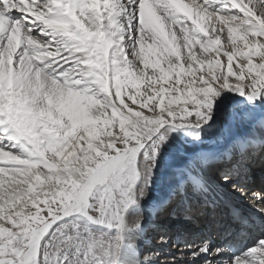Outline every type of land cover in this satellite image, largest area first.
Instances as JSON below:
<instances>
[{
  "label": "rangeland",
  "instance_id": "obj_1",
  "mask_svg": "<svg viewBox=\"0 0 264 264\" xmlns=\"http://www.w3.org/2000/svg\"><path fill=\"white\" fill-rule=\"evenodd\" d=\"M28 1L29 0H25V2ZM45 1L46 0H43V4H45ZM67 1L68 4L64 2L63 5L65 6V4H67L69 11H73L72 14H75L74 16L77 17V20L80 22L78 24L77 21L76 25L74 23L73 26L74 33L76 32V38L83 44H90V71L91 74L93 73L92 76L96 78L98 84L102 85L104 82V75L102 74L104 71L103 68L106 69L109 67V59L112 62V71H110L109 75L113 81L112 86L117 97L119 109L117 108L118 106L116 107L111 104V106H109L110 110H106L103 114L94 112L92 119L84 120L81 117L82 114L80 115V112L77 111L76 108V111H71L68 114V117L65 116V120L64 117H61L58 114V112L52 111V115H50L48 114L50 113L49 111L48 113L39 112L35 108L27 109L26 106L12 103L9 99V97L12 96V90L9 95L4 96L6 100V110L3 112L2 118L14 126L12 131L15 133V137H20V141H17V143L14 144V148L11 147L12 144L9 145V142H5L4 144L7 145V147H0V151L8 154H0V219L5 216H8V218L11 219L12 216H15V221H13V223L22 226L23 232L28 236L26 242L27 246H21L23 248V253L29 249L32 237L36 230L40 226H44L45 223L47 224L48 221L51 222V226L47 229V233L44 235L43 240L38 243V256L36 257V254H32L33 256L23 257L25 264H29V262L34 261L35 259H38L40 264H77L78 262V264H83V261L81 260L83 255H81L80 258L78 257L79 260H74L72 253H66V248L68 246H76L77 240H83L86 232L88 241H82V243H86L85 252L88 251L87 253L89 254L98 255L104 253L103 256H107L105 254H108V249H105L104 247L108 244L105 241L106 239L104 237L101 238L104 240H102V245L100 238H97V240H99L97 241L96 238L94 239V237H92L94 233H92L93 231L91 229L94 228V225L95 228L98 229H103L107 226V231H112V229H109L108 227H113V224H117L119 220V218L113 214V208H117V202H120V206L123 208L129 203L130 197L135 194L137 185H142L141 179L139 183L136 182V179H139V173L142 171L141 167H144V172L147 173L151 164V161L145 158L143 148L139 150L137 155L134 149L128 152V156L126 157L119 156L128 148L134 147L135 145L137 147L141 143V137L143 136L142 130L138 128L137 124L132 122L131 117L141 121L147 120L148 123L152 125H154L159 119V116L156 114H153L154 118L146 117L142 111L136 110L129 104L125 103V97H127L132 104H136L141 97L145 96L147 91L151 92L153 87H159L156 91L151 92L152 96L148 97V101H151L153 97L158 96L159 105L163 107L170 94L169 88L165 87V85H168L169 81H172L174 78L176 82L179 83L182 79H186L192 72L201 69L204 63L203 62L199 65L196 64L195 68H193V65L188 67L181 65L179 70L175 69L170 76L161 77L162 79H143L133 73L132 67L130 66L135 55H132L130 51L126 50L128 51V54L125 55V59H122L118 56L116 43L111 46L109 45L108 47L104 43V29L109 31L110 35L114 37L113 39L116 40V37H118L117 30L108 27V18H105L106 16H104V21L97 19L98 22L96 20L92 27H85L80 19H78V16H82H77V13H74V11L76 12L77 10L76 6L73 8L69 7L71 6V4H69L71 1ZM78 1L82 2L85 0ZM249 3L250 0H247V2L246 0H236L234 5L244 10L246 9V6H249ZM44 6L45 8L48 7L47 9H51V6L49 5ZM215 7H219V5ZM144 11L145 10H142L141 8L139 10L140 14H145L146 16ZM158 11L159 13L161 12V15H159L161 19L159 17L156 18L157 22L156 19L151 20V18L147 17L143 19L140 24L145 28L144 36L146 39L145 41L136 42V45L134 46L135 50L140 51L136 60L141 61L146 58V55L153 54L154 56H161L162 54H165L167 55L168 61H180L183 42H186L185 38L188 37L187 34L189 33L185 27V30L181 31L179 27H175L171 22L174 20L178 21L177 18L181 11L177 6L175 9L159 7ZM239 13L240 12H238V16L242 15V13ZM252 13V19H254V17L258 19V12L252 11ZM232 14L233 13H231V15ZM96 16L97 15L94 17ZM163 20L166 21V23H164ZM194 22L188 21L187 24L192 26ZM165 24H171L170 27H175V32L178 34L181 33L182 36L180 35L179 39H175L174 36H172V33L171 36L170 34L167 35V33H165ZM193 26H196V24L194 23ZM93 28L95 29L93 30ZM75 29L77 31H75ZM87 32H89L90 40L86 39ZM113 32H116V35ZM195 32H198L201 39L204 38L203 41H206L205 45H209L211 48L218 47V40L215 39L217 38V33L207 31L203 28H201L200 33L197 30ZM31 38L34 39V41H38L36 37L33 38L31 36ZM261 39H264V37ZM115 40L114 42H116ZM135 40L136 39H134V41ZM3 44L4 42L1 44L0 49H6ZM261 45L262 44L252 45L243 50L227 51L235 52L241 64L247 63L248 65L255 67L254 60L256 59L257 53L261 50ZM146 51L147 54L145 55ZM133 54L135 53L133 52ZM11 55L15 56L12 52ZM23 61L25 63V60ZM21 62L22 61H18L16 66L18 67ZM8 65L14 67L13 61H10ZM28 65L30 64H25L26 68ZM24 70L25 69L22 71ZM32 78H36L35 81L38 82L36 76H30V74H27L23 77L24 81L27 83H29ZM149 85L151 86L149 87ZM30 87L31 90L29 93L44 94L43 97L48 96V94L43 93L45 88L33 89L32 85ZM51 90L56 93L55 89ZM31 101L32 98L30 95L28 102L30 103ZM42 103V101L37 100L31 102L32 106H43ZM26 105L30 106V104ZM143 106L144 105H142V107ZM246 112L257 114L264 112V96H258L252 103L247 99V96H242L232 90H224L215 100V106L212 110L211 118L207 122L194 129L191 126L186 125L171 130L166 140L161 144L159 154L155 159V166L151 169V172L147 177L148 185H150V187L148 188L147 184H143L140 189V194L136 195V198L141 197L146 190V193H148L147 196H149L147 202L151 199L154 200L157 195L156 189L159 187L160 171H162V169L167 170L168 166L170 167L171 160L169 159V155L173 150H176L180 155H184L185 152L189 151L194 152L195 154H200V156H203L202 158H204L203 161L207 160L209 156H212V159H215L217 156L220 157V160L223 163L222 153L226 145L222 143L224 138H226L225 136L232 135V130H234L233 133L236 132L240 123L242 125H245V123L247 124L248 122L253 124L251 120L229 119V116L235 114L238 117L239 114ZM128 113L130 114L127 115ZM59 117L61 118L59 119ZM167 127L168 126H165V128ZM193 131L199 132L198 139L191 134ZM262 132H264V129H261V133ZM256 139H258L257 135L249 141H255ZM23 142L25 143L23 147L27 152L26 150H23V152L20 150L21 147L19 146ZM234 142L235 140H233L230 145H233ZM149 143H151V141H149ZM230 145H228V147ZM0 146H3V143H1ZM238 153L239 150L233 148V158H236ZM114 156L117 158L114 162V164L116 163L115 165H117L114 173L106 179L103 178L104 180L102 179L101 182L99 181L89 186V189L86 190L87 192L81 197L78 196L77 192L80 190L81 185L97 169L103 166L107 160ZM24 161H26L25 163L30 164H24L23 166ZM216 162L215 159V163ZM259 171H261L259 168H253L252 171H248L246 179L248 180L250 174H257ZM216 173L220 174V180H218V183L222 182L228 185L226 188L234 193V197L238 196L239 198H236L241 199V193H244L246 197L245 199L247 200L244 205L247 207V203H250L252 199L249 198L248 194L255 190L256 186L249 181L250 186L245 188L248 192L242 191V187L236 186L235 183V187H232L233 183H231L230 180L223 179L220 172ZM200 177L196 178L197 181L200 180ZM262 177L263 176L261 175V179ZM96 184H100L101 186H96L97 188L90 189ZM199 187V184H196L193 190L199 192L200 195V191H198L200 189ZM218 187L221 188V185ZM205 192L206 193H203L206 197L210 196L208 191ZM79 197L80 199H78ZM186 198L188 202L194 200L191 195ZM200 198H202L201 195ZM200 198L199 200H201ZM211 200L212 199L210 198L209 204H212ZM213 202L215 203V201ZM161 204H163V202H161ZM182 205L185 207L187 201H183ZM170 211L171 207L169 208V212H166V216L168 217L165 218L168 223H166V225L168 227L170 226L169 228L181 226V220L184 218L174 217L171 215ZM136 212V214H138L141 211L136 210ZM123 214L122 211V216ZM179 219L180 222H177ZM188 220L190 219H187L186 222H188ZM12 235L13 233L0 225V241L7 243L4 238ZM158 235L159 234L157 233L152 236L151 244L145 245L147 248H145V246L142 247L143 245L139 247V250L136 253L137 258H141L145 250L154 248L153 244L155 242L153 243V241ZM260 238L261 237H259V239ZM82 243H80V245L83 247L84 244ZM95 243L99 246H96ZM169 246L173 247V244L168 243L166 248L170 249ZM99 247L102 249L104 247V249L102 250ZM93 248L102 250V253L100 250L97 253H92ZM104 250L105 252H103ZM200 259L201 258L198 260ZM156 261L150 264H155L157 263ZM193 261L196 262L197 259L193 258ZM190 262L191 261L189 260V263Z\"/></svg>",
  "mask_w": 264,
  "mask_h": 264
},
{
  "label": "bare ground",
  "instance_id": "obj_2",
  "mask_svg": "<svg viewBox=\"0 0 264 264\" xmlns=\"http://www.w3.org/2000/svg\"><path fill=\"white\" fill-rule=\"evenodd\" d=\"M66 1L46 0L45 4H43V0H41L40 7L42 8L38 7L34 9L33 3L30 2V0L28 2H25V0H20V4L23 6V10L31 13V15L35 17L37 21L43 22V24L48 28V31L52 33L53 39H55L57 43L53 44L52 48L49 49L47 45L43 42V39L44 38L47 39L48 37H42L39 35V33H36L37 34L36 38L38 39V41L37 40L34 41V39H32L31 36L27 34L26 27H22L20 23L19 26L16 27H14L12 24L10 29L7 30V36H6L7 43L3 44V46L6 49H0V125L7 124L11 129L14 128V126L11 125L10 122L2 118L3 112L6 110L5 108L6 100L4 96L9 95L11 93L10 92L11 90L13 91V93L12 96L9 97V99L12 103L18 104L20 106L21 105L26 106L27 109L35 108L39 112L48 113L49 111L50 113L48 114L50 115H52L51 114L52 111L58 112V114L61 117H64L65 120H66L65 116L68 117L69 116L68 114L73 110L76 111V108L77 111L80 112V115L82 114L81 117L84 120H90L92 119L94 112L98 114H103L104 112H106V110L107 111L110 110L109 106H111V104L115 105L116 107L118 106L117 97L112 86L113 81L109 75L110 71H112L111 70L112 62L109 59V64H110L108 65L109 67H107L106 69L103 68L104 71L102 72V74L104 75V82L102 85L98 84L96 78L92 76L90 71L91 68L90 44L89 43L83 44L76 38L75 35L76 32L74 33L73 26L74 23L76 25L78 20L77 17L74 16L75 14L74 15L72 14L73 11L72 12L69 11L67 5L68 1L67 2ZM70 1L69 4H71V6L69 7L73 8L76 6L77 10L75 9L76 12L74 11V13H77L76 14L77 16L78 15L82 16V17L78 16V19H80L81 23L85 27H92L94 25V24H90L89 20L87 19V15L90 11L88 5H91L92 8L94 9V12H92V15L94 17L95 15H98L101 12H107L110 14L111 5L114 2V0H85L82 2H79L78 0H70ZM235 1L236 0H231V5L229 6V0H203V1L197 0V2L196 0H139V10L140 8L142 10L144 9L145 10L144 13H146L145 16V14H140L139 12V24L137 23L138 15L136 16L135 19H133L134 16L131 9H129L127 13V18H124L123 15L119 17L120 23L125 26H127L129 19H133L131 21L132 27L127 28L128 39H127V43L125 44V46L128 48L126 50L130 51L132 55H135V58L132 59V62L130 63L133 73H135L137 76L142 77L143 79L145 78L146 80H150L154 78L162 79L161 77L170 76L175 69L179 70L181 65L185 67L192 66L191 63H188L189 57H191V60L195 63V65L202 64L204 61L208 59V56L203 55V53L209 52L211 47L209 45H207L206 47L205 45L206 41H203L204 38L201 39V36L198 35V32H195L197 30L200 33L201 28L210 32L217 33V38L215 39L218 40V46L220 45V41L223 40V48L228 51L240 50V49L243 50L245 48L246 49L249 48V46L252 45L264 44V39L255 40L251 34H248L247 25H245L244 29H241L236 26H230L227 20L223 19V17L238 16L239 10L232 8V6H235L234 5ZM64 2L67 3L65 4V6L63 5ZM126 2L129 4L130 7L133 8L135 7V5H131L132 0H126ZM136 2L138 4V0H136ZM161 3L171 9H175L176 6L178 9H180L181 13L180 15H178L177 20L178 22L180 21V23H182V25L187 29L189 33V34L185 33L188 35V37L185 38L186 42H183L182 53L180 55L181 60L176 62H172V61L169 62L167 59V55L165 54H162L161 56H154L153 54L146 55L147 51L145 53L146 58H144L141 61L136 60V57L139 56L140 51L135 50L134 46L136 45V42L145 41L146 39V37L144 36L145 28L140 24L142 23V20L147 17L151 18V20L156 19L158 17L161 19V17L159 16L161 15L160 14L161 12L159 13L158 11L160 7L159 5ZM206 4H208L209 6V10L207 11L205 10V8L201 7V5H206ZM250 4L252 5V7L246 6L247 10L246 9L243 10L239 8L241 12L244 13V15L242 14L243 16L240 15L242 16L241 21H247L249 18H252L254 13V12L252 13V11L255 9V12L259 13V15H257L258 19H256V17L252 19V24L255 25L261 22L260 17L264 15V4L260 3V0H250ZM44 5L51 6V9H47L48 7L45 8ZM218 5L219 7H215ZM10 6H11V0H4L3 7L5 9H8ZM235 7L238 8L237 6ZM217 11L219 12V16L216 14ZM231 13L233 14L231 15ZM105 16H106L105 18L109 19L108 15ZM101 21H104V17ZM188 21H193V22L195 21L194 23L196 24V26H193L194 23L192 24V26L187 24ZM163 22L166 23V21L164 20ZM79 23L80 22L78 21V24ZM170 25L165 24V33H167V35L170 34V36L172 33V36H174L175 39H179L181 33L178 34L177 32H175L176 31L175 27L171 28L172 26L170 27ZM213 26H215V28H213ZM138 27L143 30L140 35L136 34V29ZM6 28H7V18L4 17L3 15H0V33H3ZM94 29L95 28H93V30ZM216 29H223V31H216ZM115 30L118 31V29ZM75 31L77 30L75 29ZM103 31H104L103 41L106 44V46L108 47L109 45L111 46L112 44L116 43L118 56L122 59L123 58L125 59V55L123 54L124 47H122L120 44V41L123 37L118 36L116 37L115 40L113 39L114 37L110 35L107 29H104ZM113 33L116 35V32ZM86 34H87L86 39L90 40L89 32H87ZM134 39H136L137 41L136 40L134 41ZM114 40L116 42H114ZM3 42L4 39L0 37V47ZM57 48H59L60 51L64 52V57L58 55L57 51L55 50ZM68 49H71V51L69 52ZM194 49L202 50L201 52L202 59H197L196 52L193 51ZM17 50H19L20 54L24 56L23 60H25V63L24 61H22L18 65V67L16 65L14 67L8 65L9 62L13 61L14 58V56L11 55V52L16 55ZM133 52L135 54H133ZM81 56L83 57V59H79V57ZM52 57H57V59H60L65 64H67L68 59L77 60L78 63H76L75 65L76 71L72 72L69 78L67 79L58 78L59 74L57 78H53L52 76L47 75L48 72L54 70L56 73L63 70L62 68L57 67L55 61L50 60V58ZM65 57L67 59H65ZM50 62L52 64L50 65V68H47V64ZM25 64H30V65H28L26 68ZM70 64L71 61L69 62V65ZM69 65H64V67H68ZM23 69L25 70L22 71ZM41 69H44V72H42ZM27 74L28 75L30 74V76H36L38 82L35 81L36 78L35 79L32 78L29 83L24 81L23 77L24 75ZM31 85L33 89L45 88V90H43V93L48 94V96L43 97L44 94L29 93V91L31 90L30 87ZM158 88L159 87H153L151 90L154 92ZM51 89H55L56 93L53 92ZM30 95L32 98L31 102L35 100L42 101L43 106H32V104H36V103L31 104V102L30 103L28 102V98L30 97ZM251 102L253 103L254 100ZM26 104H30V106ZM117 108L119 109V106ZM129 114L130 113H128L127 115ZM61 117H59V119ZM131 120L134 123L136 119L131 117ZM239 125H240L239 127L237 126L238 130H236V132L233 133L234 130H232V135L225 136L226 138H224L222 144H225L226 147L223 149V151L226 148H228V145H230L233 142V140L235 141L239 140L241 142L247 143L249 140L253 139L255 135H257L258 139L261 140L256 139L255 141H264V132L261 133V129L254 127L252 123L248 122L247 124L245 123V125H242L240 123ZM19 138H20L19 136L15 137L16 143L17 141H20ZM5 142L7 143L9 142V145L12 144V142L8 141L6 137L3 136V133L0 132V144L3 143V146H5L4 145ZM23 143H21V145L19 146L21 147L20 150H22V152L23 150L24 151L26 150L23 147L25 143L24 144ZM11 147L14 148V145H12ZM135 147L136 145L134 147L128 148L124 153L120 154L119 156H124V157L128 156V152L134 150ZM190 152L191 151L185 152L184 155H180L177 153L176 150H173V152L170 153L169 155V159L171 160L170 167L168 166L167 170L162 169V171H160L159 187L158 189H156L157 195L154 198V200L150 198L152 201L150 200L149 202H147L149 196H147L148 193H146V190L143 192V195L141 197L136 198L137 197L136 195L140 194V189L142 188V185L149 184L148 182L146 183V180L148 181V179L146 177V173L144 172L145 168L141 167L142 171L141 173H139L140 175L138 176L139 179H136L137 181L136 180L135 181L139 183L141 179L142 185L141 184L137 185L135 194L130 197L129 203L124 208L120 206V202L119 203L117 202V208L115 207L113 208L112 211L113 214L119 218L117 224H113V228L117 229V231L113 235H109L108 232L110 231H107L106 229L107 226L103 229H98L95 228L94 225L95 229L94 228L91 229L93 231L92 233H94V235L92 236L94 237V239L96 238L97 240V238L101 239L102 237H104L106 239L105 241L111 245L112 264H115L117 255L119 258V264H136L137 261H139V264H144V262L141 260V258L144 255H153V256L156 255V253H149V252H158L160 256L154 260L149 261L148 264L155 262L156 260L157 263L155 264H169V262L173 259V257L179 255L177 251L182 247H187V245H189V243L191 242H188L185 245L180 244L176 247L175 245H173V247H171V250H175V251L170 252L168 251L167 248H164L167 245V243H160V241L165 237L167 238V242L169 241V238L167 237V235L164 234V232H167V230L169 229H173V231L177 232V235L180 238H189L190 236H194L196 234L202 236L203 230L201 229L202 228L201 225L204 222H205L204 225L206 226L207 229H209V232L212 231L216 232V228H221V229L223 228V230L228 232V234H221L222 237H226V235L229 236L230 234H234L235 233L234 227H235L237 234H242L241 236L243 237L251 236L253 240L255 239L254 241L252 240L251 245H253L254 242L258 240V239L256 240L257 236L258 238L264 237V193L262 194L260 190V187L264 183V180L254 179L252 181V184H254L256 188L255 190L249 192L248 196L249 198L252 199L250 203H247V207L245 208V210L250 215L256 218V222L260 224L258 226L261 228L257 227L254 230L251 228H245L239 230L238 228H236V224L230 222V217L226 214L225 210L221 209L220 206H222V204L218 202L219 201L223 202L222 197L215 196L213 194L214 193L213 190L211 191L209 185V181H210L216 184L217 187L218 185H221L223 187L228 186L222 182L221 183L219 182L218 184V180H220V174L216 172H220L222 174L225 168L231 167V163H224V162L215 163V159L217 156L215 157V159H212L211 158L212 156H209L207 160H205L207 162H204L203 161L204 158H202L203 156H200V154H195L194 152L191 153ZM249 153H247L249 158L245 160L242 164V168L246 169V171H237L231 174V176H229L228 178V181L230 180L231 183H233L232 187H235L236 184V186L243 188L241 189L242 191H246V192H248V190L245 188L250 186L249 181L246 179L248 171L249 172L252 171L253 168H259V170H261L260 175L264 177V145H262L261 148L258 151H256L255 155L252 154L251 149H249ZM0 154L4 155L6 153L0 151ZM239 158H240V153H238L236 158H233V162L239 160ZM116 159L117 158H115V156L110 158L109 160L106 161V163L102 167L97 169L81 185V189L78 192V196L81 197L85 192H87L86 190L89 189V186L99 181L101 182L103 178L106 179L108 176L112 175V173H114V171L116 170L115 168H117L116 167L117 165H115L116 163L114 164ZM192 161H195V167H189V164ZM25 162L26 161H24L23 166L24 164L26 165L30 164ZM189 172L192 174V176H195V178H199L201 175L200 180L197 181L196 179V182L188 180L187 175ZM180 180H185L183 201H187L188 207L192 208L195 211L193 212L192 218L188 220V222H186L187 219L184 216V206L182 205V203L173 206L175 207L176 210L174 215L172 214V211H170L171 215L177 218L181 217L184 219L181 220L182 221L180 223L181 226L169 228L170 226L168 227L166 225L167 222L165 220V218H168L166 216V212H169V208L162 209L161 202H164L165 200L168 199L170 193L172 192V190L175 188V186ZM196 184H199L200 186L199 187L200 189L198 191L202 190L204 193H206L205 191H208L210 193V196H207L206 201L203 199L202 196H201L202 198H200L201 193L199 195V192L193 190ZM99 185L96 184L94 185V187H91L90 189L95 188L96 186ZM147 187L149 188L150 185H148ZM257 194L261 195L259 199L257 198ZM190 195L194 198V200L188 202L186 197ZM242 195L244 198H246L244 193L243 194L241 193V197ZM80 197L78 199H80ZM199 198L201 200H199ZM210 198L212 199L211 200L212 204H209ZM213 201H215V203ZM245 202H247L246 199ZM136 210H140L141 212L136 214L137 213ZM122 211L124 213L123 216H122ZM134 221H136L137 223H134ZM48 222L47 224L45 223V225L43 224L44 226H41V228H39V230L35 233L31 245L29 247V250L25 253L26 254L25 257L33 256L34 254H36L38 243L43 240L44 235L47 233L46 232L47 229L49 228V226H51L50 225L51 222L50 221ZM177 222H180V219ZM158 231L162 233H160L161 235L158 236L153 241V243L155 242L153 244L154 248L145 250L143 252V256L141 258L139 257L137 258L136 253L138 252L139 247L141 245H143L142 247H144L145 245L151 244L152 236L154 234L159 233ZM120 234L122 236V240H121V248L118 252ZM102 240L103 239H101V244H102ZM82 241L85 242L88 241L87 232L83 240L81 241L77 240L76 246H71V247L68 246L66 248V253H70V254L72 253L73 254L72 256H74V260L78 259V257L80 258L85 251L86 243L84 244L82 243ZM80 243L84 244L83 247L82 245H80ZM198 243L199 242H192L190 245L195 247V244ZM97 245L98 244H96V246ZM145 248L147 247L145 246ZM102 250H100V252ZM103 252H105V250ZM184 252H185L184 259L176 260L175 264H196V262H194L193 259L190 260L191 262L189 263V259H188L190 258L188 257V253L190 252L189 249L187 248L184 249ZM102 255H104V253ZM202 255L203 254H200L198 257L194 259L198 260L199 258H202ZM209 257L210 258L207 259H211L212 264L215 263L218 264L220 263V261L224 260L222 259V257H219L218 255L215 256L209 255Z\"/></svg>",
  "mask_w": 264,
  "mask_h": 264
},
{
  "label": "snow or ice",
  "instance_id": "obj_3",
  "mask_svg": "<svg viewBox=\"0 0 264 264\" xmlns=\"http://www.w3.org/2000/svg\"><path fill=\"white\" fill-rule=\"evenodd\" d=\"M3 2L4 0H0V15L7 18V28L3 33H0V37L4 39L5 44L7 43V30L10 29L14 22L20 23L22 27H26L27 34L33 38L36 37V33H39L42 37H48L47 39L44 38L43 42L49 49L52 48L53 44L57 43L56 40L53 39L52 33L48 31V28L43 22L37 21L31 13L23 10L20 0H11V6L8 9L3 7ZM30 2L33 3L34 9L41 6V0H30ZM260 3L264 4V0H260ZM131 5H135V7H130L126 0H114L111 5L110 14L107 12H101L96 17H93L92 15L94 9L91 5H88L90 11L87 15V19L90 24H95L97 19L102 20L105 15L109 16L108 27L118 29L117 35L123 37L120 44L124 47V55L128 54V51H126L128 48L125 46L128 38L127 28L132 27L131 21L135 19L137 15L139 24V0L138 4L136 0H132ZM230 5L231 0H229V6ZM159 6L166 7L162 3ZM201 7L205 8L206 11L209 10L208 4L201 5ZM249 7H252L250 3ZM232 8L238 9L239 12L242 13L239 8H236L235 6H232ZM129 9H131L134 18L129 19L127 26H125L120 23L119 17L123 15L124 18H127ZM253 11H255V9ZM216 14L219 16L218 11ZM242 14L244 15V13ZM257 15H259V13H257ZM242 16L223 17V19L227 20L230 26H236L241 29H244L245 25H247L248 34H251L255 40L264 37V16H261V22L255 25L252 24V18H249L247 21H241ZM172 23L175 27H179L181 31L185 30L184 26L178 21L174 20ZM213 28H215V26H213ZM142 31L143 30L138 27L136 29V34L140 35ZM216 31H223V29H216ZM55 50L59 56L64 57V52L60 51L59 48ZM68 51L70 52L71 49H68ZM193 51L196 52L197 59H202V50L194 49ZM203 55L208 56V59L204 61L201 69L192 72L186 79H182L179 83H177L174 78L172 81H169L168 85H165V87L169 88L170 94L163 107L159 105L158 96H155L151 101H148V97L152 96L150 91H147L145 96L141 97L136 104H132L131 101L125 97V103L129 104L136 110L142 111L146 117L154 118L153 114L159 116V119L154 125L149 124L147 120L141 121L137 119L134 121L138 128L143 131L141 143L135 148V153L137 155L139 150L143 148L145 158L151 161L146 177L149 176L151 169L155 166V159L159 154L160 146L166 140L169 132L174 128L186 125L191 126L193 129L198 128L203 123L207 122L211 118V113L215 106V100L224 90H232L242 96H247L249 101L255 100L258 96H264V44L261 45V50L257 53L256 59L254 60L255 67H252L247 63L241 64L235 52H228L223 48V40L220 41V46L211 48L209 52L203 53ZM23 59L24 56L20 54L19 50H17V54L13 58L14 66L18 61H23ZM65 59L67 58L65 57ZM79 59H83V57L81 56ZM50 60L55 61L57 67L63 69L58 73H56L55 70L47 73V75L52 76L53 78H57L59 74L58 78L67 79L72 72L76 71L75 65L78 63L77 60L68 59L67 64L63 63L60 59H57V57H52ZM70 61L71 64L69 65ZM169 62H171V60ZM188 63H191L193 68H195V63L191 60V57H189ZM51 64V62L48 63L47 68H50ZM64 65L69 66L64 67ZM41 71L44 72V69H41ZM150 86L151 85H149V87ZM142 105L144 106L142 107ZM229 119L251 120L254 127L264 129V112L259 114L246 112L239 114L238 117L233 114L229 116ZM0 126H2L0 127V132H2L3 136L14 145L16 143L15 133L7 124H2ZM165 126L168 127L165 128ZM191 134L195 138H199V132L193 131ZM149 141H151V143H149ZM262 145H264V141H249L244 143L237 140L233 145L226 148L222 153L223 162L231 163V167L224 169V172L222 173L223 179L227 180L231 174L237 171H246V169L242 168V164L249 158L247 155L249 149H251L252 154L255 155L256 151H258ZM233 148L238 149L240 153L239 160L235 162H233ZM216 161L221 162L220 157H216ZM189 167H195V161L190 162ZM187 179L196 182V178L192 176L190 172L187 175ZM147 182L148 181L146 180V183ZM184 184L185 180H180L177 183L168 199L161 205L162 209L171 207L172 214H175L176 209L173 206L183 202ZM260 197L261 195L257 194V198L259 199ZM194 211L195 210L185 205V218L191 219ZM13 221H15V216H12L11 219H9L8 216L0 219V225L13 233L12 236L4 238L7 243L0 241V264H25L23 259V248L21 246H27L26 242L28 236L23 232L22 226L14 224ZM134 223L137 222L134 221ZM108 228L112 229V231L108 232L109 235H113L117 231L116 228ZM121 240L122 236L120 234L118 252L121 248ZM160 243H167V238L165 237L162 239ZM104 247L108 249L107 256L89 254L84 251L83 257L81 258L83 264H112L111 245L106 244ZM186 248L192 249L188 253V257H190L188 258L189 260L198 257L200 254L215 256L218 253L225 251V249L222 248H213L209 251L208 241L205 240L195 244V247L187 245V247L180 248L177 251L179 255L173 257L169 264H175L178 259L183 260L185 256L184 249ZM98 251L99 250L95 248L92 249V253H97ZM38 252L39 250L37 247L36 257L38 256ZM149 253H156V255H144L141 258L144 264H148L149 261L160 256L158 252ZM29 264H40V261L35 259L34 261L29 262ZM115 264H119L118 255ZM136 264H139V261H137ZM202 264H212V260L204 259ZM222 264H264V238L257 240L253 247L247 248L240 255L233 256L230 260H223Z\"/></svg>",
  "mask_w": 264,
  "mask_h": 264
}]
</instances>
